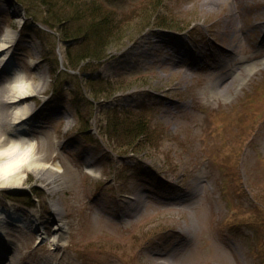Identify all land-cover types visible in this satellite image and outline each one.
<instances>
[{"label": "rangeland", "instance_id": "1", "mask_svg": "<svg viewBox=\"0 0 264 264\" xmlns=\"http://www.w3.org/2000/svg\"><path fill=\"white\" fill-rule=\"evenodd\" d=\"M161 3L184 31L150 26L68 70L58 34L26 18L29 2L0 0V34L16 33L1 76L23 70L41 84L28 99L26 130L61 174L29 172L21 189L0 190V210L49 229L58 204L66 234L56 252L66 258L49 264H264V0ZM83 72L147 82L110 100L148 114L164 169L103 138L89 141L88 132L99 135L78 87ZM15 228L20 257L41 245L53 251L35 227Z\"/></svg>", "mask_w": 264, "mask_h": 264}, {"label": "trees", "instance_id": "2", "mask_svg": "<svg viewBox=\"0 0 264 264\" xmlns=\"http://www.w3.org/2000/svg\"><path fill=\"white\" fill-rule=\"evenodd\" d=\"M18 1L29 2L25 7L27 18L42 20L43 25L58 34L64 48L62 58L68 70L77 69L87 60L105 58L150 26L187 28L164 14L162 0H147L140 5H136L134 0ZM120 76L102 73L79 76L78 87L82 97L91 104L90 114L97 116L99 136L97 138L95 133L88 132V139L95 142L103 138L121 155L130 150L141 153L155 164V169L162 170L164 166L160 165L153 150L155 136L151 118L143 109L109 99L117 92L143 86L147 82H130ZM87 126L91 124L88 122Z\"/></svg>", "mask_w": 264, "mask_h": 264}, {"label": "bare ground", "instance_id": "3", "mask_svg": "<svg viewBox=\"0 0 264 264\" xmlns=\"http://www.w3.org/2000/svg\"><path fill=\"white\" fill-rule=\"evenodd\" d=\"M15 38L16 33L10 29L0 34V105L4 107L0 109V130L2 127L5 130L0 131V190L21 189L29 172H33L37 178H47L52 181L61 175L60 166L46 159L45 154L39 150L38 140L31 134L29 135L26 130V123L32 113L28 99L41 90V84H35L23 70L12 69L8 74L6 73L7 82L1 76L13 60L10 50ZM223 81L225 80L221 79V82ZM52 205L57 217L54 218L53 227L49 229L38 221L31 224V219L24 220L23 214L17 210H0V239L9 236V239L7 238L9 243L5 245V250L0 248V253L2 250L5 253L0 258V264L4 262H8L6 264H28L27 261L24 263L21 261L24 258L37 259L38 264H49L53 259L65 260L64 254L59 255L56 250L60 248V242L65 237L66 225L61 221L58 204L55 202ZM15 225L24 226L30 230L35 227L39 237L50 240L54 247L53 251L41 245L35 251L30 248L22 253V257L17 255L25 245L21 243L23 241L19 237L21 232L15 235L17 233ZM10 236L14 237L10 238Z\"/></svg>", "mask_w": 264, "mask_h": 264}]
</instances>
